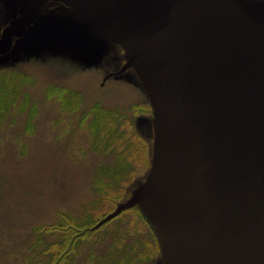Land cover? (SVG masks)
Masks as SVG:
<instances>
[{
    "label": "rangeland",
    "instance_id": "rangeland-1",
    "mask_svg": "<svg viewBox=\"0 0 264 264\" xmlns=\"http://www.w3.org/2000/svg\"><path fill=\"white\" fill-rule=\"evenodd\" d=\"M21 2L0 0L7 22L0 34L7 110L0 117V264H51L60 247L70 251L61 264H166L139 200L153 165L156 118L136 56L53 0L42 1L34 23L10 42L3 34L19 21ZM12 80L22 85L8 94ZM96 113L109 115L102 119L109 133L122 127L124 138L131 135L135 142L122 146L133 147L115 150L118 138L96 142ZM121 158L131 174L109 176ZM53 224L56 231L45 229ZM74 229L81 234L75 244L67 239Z\"/></svg>",
    "mask_w": 264,
    "mask_h": 264
},
{
    "label": "water",
    "instance_id": "water-1",
    "mask_svg": "<svg viewBox=\"0 0 264 264\" xmlns=\"http://www.w3.org/2000/svg\"><path fill=\"white\" fill-rule=\"evenodd\" d=\"M21 1L3 36L45 0ZM53 1L138 60L156 118L139 200L166 264H264V1Z\"/></svg>",
    "mask_w": 264,
    "mask_h": 264
},
{
    "label": "trees",
    "instance_id": "trees-1",
    "mask_svg": "<svg viewBox=\"0 0 264 264\" xmlns=\"http://www.w3.org/2000/svg\"><path fill=\"white\" fill-rule=\"evenodd\" d=\"M2 8H3V6H2ZM3 10H4V8H3ZM6 25H7V22L4 23L3 22V18L1 17L0 18V34H1L2 28H4ZM17 82H18V80H16V81L12 80L11 83L9 82V83H7L5 85V90L9 91L8 94H10V92L11 93H17V91H18L17 87L22 85V83H20V81L18 83ZM13 88H15L17 90L14 91ZM8 97H9V95H8ZM5 107L6 106L2 107L1 104H0V117L3 116L7 112V110H5ZM108 116L109 115H106L104 113H101V115L99 113H96L95 114V117L91 120V132L95 136L96 142H117V138H118V141L121 142V145H119V144L114 145V144H111V143H108L107 145L108 146L114 145L113 148L115 150H118L119 149L121 151L128 150V149H125L126 147L127 148H129V147L132 148L133 146L130 143L126 144V146H122L123 142H135V141H132V140L129 141V138H130L131 135H129L128 137L124 138L125 133H124V130H122V127L121 128L120 127H118V128L117 127H114L115 129H112V133H109V129L111 127H109V126H107L108 128L105 127L104 126L105 125V121L102 123V119L107 118ZM113 116H114V114H113ZM114 118L116 119V114H115V117ZM107 120H110V118H107ZM118 120H119V118L116 119V121H118ZM114 134L117 135V137H115ZM152 139H153V137H151V139L150 138L149 139H146L145 138V141L148 143V147H151V143L150 142H151ZM108 149L110 150L111 148H108ZM150 150H151V148H150ZM117 162H121V163H124V164H120L119 163V166L117 168V171L116 172H112V174L109 171V176H117V175L125 176L124 173L126 175L127 174H131V168H127V166L125 167V162H124V160L122 158L120 160H118ZM149 165H150V163H149ZM146 166H147V168H149L148 167V162L146 163ZM114 179H117V178H114ZM115 210L116 209H114V211ZM111 212H113V210ZM108 215H110V213ZM117 216H118V214L116 216L111 217V218L113 219V218H116ZM107 222H104L102 225H104ZM45 229H52V230H55L56 231L58 229V227L56 226V224H53L51 226L46 227ZM59 231L60 230H58L57 232H59ZM80 235L81 234H78V232L75 233V229H74L72 231V233L69 232L67 234V239H71L72 243L75 244V242H77V239H78V237ZM157 241H158V239H157ZM60 245H62V242L60 244H56L57 248ZM158 246H159V242H158ZM159 249H160V246H159ZM57 251L58 252L53 255V260H52V263L51 264H61V261L63 260V258H65V256H68L69 255V252H70L65 247L64 248L63 247H60V248H58ZM130 260H132V259H130Z\"/></svg>",
    "mask_w": 264,
    "mask_h": 264
}]
</instances>
